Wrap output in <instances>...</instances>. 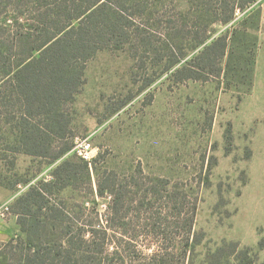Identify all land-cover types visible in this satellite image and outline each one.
<instances>
[{
    "label": "trees",
    "instance_id": "1",
    "mask_svg": "<svg viewBox=\"0 0 264 264\" xmlns=\"http://www.w3.org/2000/svg\"><path fill=\"white\" fill-rule=\"evenodd\" d=\"M256 1L0 0V187L16 190L28 182L15 171L18 155L54 163L74 149L70 108L86 84L88 62L100 51L127 52L136 74L144 71L141 88L165 73L177 82L224 77L234 84L246 78L253 85L257 46L248 36L253 30L248 21L254 15L261 18L260 12L226 33L216 35L214 26L230 23L238 9ZM244 40L246 57L235 43ZM236 49L240 57L234 58ZM52 176L50 181L40 179L13 201L21 234L0 241L6 264L124 262L122 249L101 237L103 229L74 222L61 197L71 185L80 189V178L91 182L88 162L68 155ZM124 189L113 179L107 185L99 181L97 188L99 195L111 197L113 211L125 205L126 197L133 199ZM195 212L196 206L178 221L186 233L183 243L175 241L169 247L157 241V250L141 257V264H197L201 239L193 233ZM207 260L264 264L237 242L223 244L208 253Z\"/></svg>",
    "mask_w": 264,
    "mask_h": 264
},
{
    "label": "rangeland",
    "instance_id": "2",
    "mask_svg": "<svg viewBox=\"0 0 264 264\" xmlns=\"http://www.w3.org/2000/svg\"><path fill=\"white\" fill-rule=\"evenodd\" d=\"M255 11L262 19L254 15L248 21V36L257 46L253 85L224 77L177 82L165 73L141 88L144 71L136 74L127 52L103 50L88 62L86 84L70 108L72 139H89L99 159L90 166V183L80 178V189L71 185L60 194L79 227L103 229L101 237L122 249L126 260L114 264H141V257L157 250V241L169 247L181 242L186 233L178 221L194 206L193 233L201 239L197 264H208V253L230 242L264 261V0L214 27L216 35L226 33ZM235 43L246 57L245 40ZM234 52L240 57L239 49ZM68 155L54 163L17 156L15 171L28 182L6 189L10 201L0 192V205L11 206L0 215V228L17 219L15 198L40 179L52 180ZM110 178L133 198L114 211L111 197L97 190L99 181L107 185ZM177 203L183 213L173 208ZM18 228L13 236L21 234ZM7 262L1 255L0 263Z\"/></svg>",
    "mask_w": 264,
    "mask_h": 264
},
{
    "label": "built area",
    "instance_id": "3",
    "mask_svg": "<svg viewBox=\"0 0 264 264\" xmlns=\"http://www.w3.org/2000/svg\"><path fill=\"white\" fill-rule=\"evenodd\" d=\"M239 11H243V10L238 9L237 12ZM73 150L79 157L84 159L86 162H88L90 166H92V163L97 156V151L93 147L89 139L77 137L75 139V145H74ZM10 207L11 206L9 202L1 204L0 205V215L5 217L7 213H9Z\"/></svg>",
    "mask_w": 264,
    "mask_h": 264
},
{
    "label": "crops",
    "instance_id": "4",
    "mask_svg": "<svg viewBox=\"0 0 264 264\" xmlns=\"http://www.w3.org/2000/svg\"><path fill=\"white\" fill-rule=\"evenodd\" d=\"M261 19H262V16H261ZM0 192H2L7 197V199H9V201L12 199L11 197H8L6 195L7 194L6 193L7 190L5 188H0ZM6 202H8V201H6ZM6 202H4V203H6ZM4 203H2V204H4ZM2 222L3 221H1V223ZM5 222L6 223L4 224V226H2L0 228V241H7V240H9L11 237H13V235H15L16 233H18V231H19L16 217H13V219H12V222L13 223H9L7 221H5Z\"/></svg>",
    "mask_w": 264,
    "mask_h": 264
}]
</instances>
